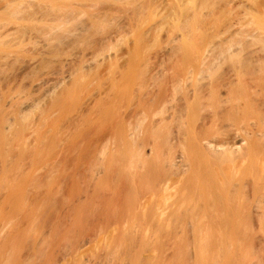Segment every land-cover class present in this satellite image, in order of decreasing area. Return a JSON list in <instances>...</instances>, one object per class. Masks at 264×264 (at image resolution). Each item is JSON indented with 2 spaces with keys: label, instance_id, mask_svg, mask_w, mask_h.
Wrapping results in <instances>:
<instances>
[{
  "label": "bare ground",
  "instance_id": "1",
  "mask_svg": "<svg viewBox=\"0 0 264 264\" xmlns=\"http://www.w3.org/2000/svg\"><path fill=\"white\" fill-rule=\"evenodd\" d=\"M155 2L169 13L157 54L172 63L150 68L131 168L119 159L127 171L106 201L86 187L52 245L71 264H264V0H0V150L51 88L71 93L117 35L106 20L138 27Z\"/></svg>",
  "mask_w": 264,
  "mask_h": 264
},
{
  "label": "rangeland",
  "instance_id": "2",
  "mask_svg": "<svg viewBox=\"0 0 264 264\" xmlns=\"http://www.w3.org/2000/svg\"><path fill=\"white\" fill-rule=\"evenodd\" d=\"M156 5L133 16L140 23L135 28L117 23L118 19L106 20L103 31L113 27L117 35L90 54L93 60L77 72L71 93L60 98L63 86L51 88L48 96L22 113L20 127L5 134L0 150V264H71L74 255H63L56 243L52 245L54 225L62 224L66 213L71 214L70 205L77 204L86 187L91 201H106L112 189L121 185L125 167L130 166L123 162L127 156L123 155L139 143L140 126L132 121L138 115L150 68L159 61L167 68L172 63L157 54L169 13ZM89 97L94 99L92 103ZM80 114L92 121L79 124ZM131 125L137 128L138 138L137 133L131 134ZM101 148L107 149L106 153ZM119 159L127 165L124 170L123 163L117 166ZM203 171L199 173L203 175ZM190 173L192 170L185 176ZM179 175L171 182L175 184ZM170 192L174 194L176 187L166 192L168 196ZM215 221L218 225L214 220L210 225L213 232L222 228L220 220ZM220 230L214 232L217 235L212 232V240L224 238L219 236L223 235Z\"/></svg>",
  "mask_w": 264,
  "mask_h": 264
}]
</instances>
